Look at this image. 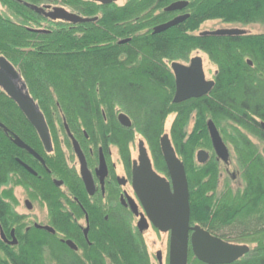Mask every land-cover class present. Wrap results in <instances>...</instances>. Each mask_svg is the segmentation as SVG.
<instances>
[{
	"label": "trees",
	"instance_id": "obj_1",
	"mask_svg": "<svg viewBox=\"0 0 264 264\" xmlns=\"http://www.w3.org/2000/svg\"><path fill=\"white\" fill-rule=\"evenodd\" d=\"M96 1L0 0V56L20 73L45 117L50 136L62 134L64 118L75 135L80 134V127L91 135L99 134L94 132L98 126L102 136L111 131L109 140L125 142L131 136L130 129L116 123L118 107L131 118L132 129L149 140L155 165L162 172L165 165L158 138L165 117L175 113L170 138L190 188H196L194 220L228 241L256 243L231 264H264V157L248 137L264 140L260 126L264 121V33H186L208 19L229 24H264V0H190V17L159 33H153L151 27L162 21L161 16L152 17L146 11L175 0H129L119 7ZM45 5L62 6L82 16L98 18L74 25L62 20L49 21L34 10ZM43 28L49 30L42 32ZM126 38L127 43L119 44V40ZM195 49L203 51L216 66L215 85L206 97L172 104L173 81L163 59H186ZM192 111L195 124L189 133ZM103 116L108 124L103 123ZM207 119H212L223 139L233 147L243 183L238 194L230 192L224 197L225 202L221 201L210 223L207 220L212 202L206 192L217 182L216 165L212 161L199 164L194 158L196 150L211 149ZM0 122L7 129L5 132L0 127V188L18 183L15 178L19 173L30 183H49L46 172L38 164L28 163L29 155L13 143L11 136L16 134L36 152L44 151L34 128L1 88ZM119 147L125 154L124 145ZM54 149L58 151L57 146ZM15 158L30 164L44 178L26 172ZM50 168L61 176L60 165ZM11 190L3 194L0 191V223L6 227L17 218L11 204L3 199L12 198ZM98 224L100 231L92 233L96 246L90 252L94 263L102 264L100 252H104L116 263L121 258L129 264H143L137 241L125 224H112L101 218ZM40 241L33 240V254L16 257V246H7L0 240V264H29L31 258L39 257ZM57 248L62 255L67 254L61 246ZM66 260L80 264L72 254H67Z\"/></svg>",
	"mask_w": 264,
	"mask_h": 264
},
{
	"label": "flooded vegetation",
	"instance_id": "obj_2",
	"mask_svg": "<svg viewBox=\"0 0 264 264\" xmlns=\"http://www.w3.org/2000/svg\"><path fill=\"white\" fill-rule=\"evenodd\" d=\"M128 1L125 0V3ZM96 2L98 3V0ZM115 2L116 1H112V3ZM169 4L162 8H155L154 6H151L146 11L152 17L157 15L161 16L162 21L156 25L168 22L175 17L182 15H188L184 21L190 17L188 4L181 10L173 12L164 11L165 7ZM93 17L96 19L98 18L97 16ZM96 19L94 21H96ZM48 20L53 21L50 19ZM184 21L178 23L177 25L182 24ZM204 21L200 22L196 29L194 28L192 31L187 30L186 33L208 36L200 35L201 32L208 31L206 29L196 31ZM66 24L74 25L76 23L67 22ZM154 26L151 27L152 30ZM43 29L46 31L49 30L48 28ZM128 41L129 38L121 39L119 40V44H124ZM197 50L201 51L199 49ZM201 52L204 53L203 51ZM195 57L201 58L203 69V58L198 54H188L186 59L171 61L163 59L164 64L169 69V73L173 81V93L171 95L172 104L206 97L211 93L215 85L214 76L216 71L211 78H207L203 69L204 80L213 81L211 89L199 97H191L181 102L173 101L175 96L176 80L175 73L172 69V63L178 62L184 66H190L191 60ZM123 58L124 57H122L121 61ZM119 110L120 108L116 107V123L125 129H130L131 136L125 142L124 139H120L119 143L114 140H109L111 137V131L110 133L102 136L98 126L94 129V132H99V134L96 133L91 135L89 131L87 132V130L77 126V128L80 127L78 129L80 134L75 135L71 132L68 124L63 118L62 134H58L53 138L50 136L52 146L50 151H45L42 143L41 145L44 151L41 154L36 152L31 147L40 156L42 161L23 149L29 155L27 162H34L38 164L46 172L45 176L50 180V182L30 183L23 174L19 173L15 178L18 180V183H9L8 185H2L0 188L2 194L5 190L12 188V198L5 197L3 199L5 202L11 204L17 217L16 221H13L8 227L3 226L0 223V240L7 246H14V248L16 246L14 249L16 257H19L23 253L30 252V254H33L36 249V246L33 245V240L40 239L42 241L39 242V249L37 250L39 252V257L31 258L29 264H74L66 260L67 254H72L80 262V264H97L92 261L90 252L92 250L91 248L96 246L92 233L94 231H100L98 221L99 218H101L105 222L110 220L112 224H116L118 221L125 224L129 234L135 239V241H137L143 264H170L172 230L170 228L162 230L155 226L149 218L148 212L158 216L159 220L162 222L166 219L172 218V213H170V210L172 211V209H170V206L164 207L162 205L159 208L158 205H155V202L159 201L157 199L159 192L152 189L154 187L152 184H148L144 192H138L133 184V170L140 164L138 160L140 142H142V146L146 150L152 169L159 176H162L169 181L168 172L166 170V166L165 171L161 172L157 169L151 143L144 135L140 134L136 128L132 129V120L128 114L124 113L130 119V125L126 127L121 123L118 118V114L120 113ZM172 114L174 119L175 113L172 112L169 113L163 121V132L158 138L159 147L160 137L163 134L168 135L172 144L170 138V128L169 133L164 131L165 121L167 117ZM103 117V123L108 124L106 117ZM208 120L209 119L206 120V124ZM190 124L191 126L188 130L189 133L192 131L195 124V111H192L190 115L189 125ZM135 134H138L139 137L135 138ZM255 138L259 140L258 144L253 142L256 146L260 145V143L264 141L258 137ZM53 139L55 141H53ZM72 139H75L83 155L86 169L91 181L89 184L85 183L81 174V161L74 151ZM221 139L228 150L227 161H223L217 157L213 151L211 142L210 151L202 148L198 149L204 150L208 153V158L203 164L212 161V165H216L214 169L217 174V182L213 186L210 185V189L206 192V197L211 199L212 202L209 208L211 214L207 220L208 223L212 221V216L221 201L225 202L224 197L226 198V196L230 195V192H232L233 195L238 194L243 185L239 177V168L237 167L236 162V167L234 169L230 170L229 168L232 160L230 158L228 143L222 136ZM121 145H124L125 154L121 153V149L119 147ZM55 146H57L58 151H55ZM198 150L194 153L196 161V153ZM261 154L263 155L262 152ZM176 155L180 159L177 152ZM15 160L29 174L38 176L41 180L44 178L43 175H38V171L27 162L19 158H15ZM20 162H22V164ZM54 164L61 166V176L52 172L50 166ZM24 165L32 169L34 173L28 171ZM169 191H173L171 184H169ZM188 192L189 222L187 229L186 264H207L198 260L193 253L192 236L195 233V227L199 226L211 235L219 238L221 237L216 233H212L206 227L194 220L196 216V188H190V185L188 184ZM146 203L150 205L148 206ZM145 204L148 208L145 207ZM61 217L64 218V221L62 222L60 221ZM1 231L4 237L1 236ZM221 239L233 244L246 245L242 242L238 243L228 241L223 238ZM12 241H14V243L10 244ZM58 246L65 249L67 254L62 255L57 248ZM100 256L103 260L102 264H129L120 257L119 263H116L104 252H100Z\"/></svg>",
	"mask_w": 264,
	"mask_h": 264
},
{
	"label": "water",
	"instance_id": "obj_3",
	"mask_svg": "<svg viewBox=\"0 0 264 264\" xmlns=\"http://www.w3.org/2000/svg\"><path fill=\"white\" fill-rule=\"evenodd\" d=\"M101 3H110L112 0H99ZM187 6V1L179 0L171 3L165 8L166 11L181 10ZM49 6L35 7L34 10L50 19H60L72 23L89 22L94 19L83 18L79 15L68 12L62 7H53L49 10ZM188 15L175 17L174 19L157 25L153 28V33L162 32L178 23L184 21ZM42 32L44 30H41ZM46 32V31H44ZM246 34L244 29L237 27L218 28L208 31H203L200 35L208 36H239ZM251 64V61H248ZM172 69L175 73L176 89L174 102H181L191 97H199L207 93L213 86V81H205L202 69V60L200 57H195L191 60L190 66H184L178 62L172 63ZM0 88L11 98L19 110L22 112L26 120L36 131L45 151H50L51 138L49 129L46 124L44 115L40 111L37 103L28 92L27 86L23 81L18 70L3 56H0ZM119 120L124 126L130 125V119L120 113ZM207 131L209 134L213 151L223 161L228 159V150L224 145L221 136L214 124L209 119L207 121ZM260 126L264 130V121L260 122ZM0 127L6 132V127L0 122ZM69 133V131H68ZM70 134V133H69ZM13 143L26 150L29 154L42 161L40 156L27 144H25L17 135L11 137ZM73 148L81 161V174L86 184H89L90 177L88 175L83 155L78 147L75 139H72ZM160 149L162 157L168 172L169 181L164 177L159 176L153 169L145 148L140 142L139 149V166L133 170V184L138 192H144L148 184H152L153 190L159 192L155 205L159 208L170 206L171 219L160 221L158 216L150 214L149 218L153 224L162 230L170 228L172 230L171 237V256L170 264H186V249H187V229L189 222V192L186 172L182 161L177 157L176 152L170 142L167 134L160 137ZM208 158V153L204 150H198L196 159L199 163H204ZM22 164V162H20ZM28 171L34 173L32 169L24 165ZM169 184L172 185L173 191H169ZM147 204V203H146ZM148 208L150 205H146ZM151 207V206H150ZM1 236L3 233L1 231ZM4 237V236H3ZM14 241L10 242L13 244ZM193 253L196 258L207 264H230L245 253L249 247L244 244H233L222 240L219 237L211 235L206 230L195 227V233L192 236Z\"/></svg>",
	"mask_w": 264,
	"mask_h": 264
},
{
	"label": "rangeland",
	"instance_id": "obj_4",
	"mask_svg": "<svg viewBox=\"0 0 264 264\" xmlns=\"http://www.w3.org/2000/svg\"><path fill=\"white\" fill-rule=\"evenodd\" d=\"M187 1H188L187 4H189L190 0H187ZM122 4H124V5L126 4L125 0H118L114 3V5H116L118 7L121 6ZM1 8H2V10H5L4 7H1ZM188 12H189V10H188ZM228 27H237L240 29H244L248 33H254V34L255 33H264V24H261V23L229 24V23H225V22L221 21L220 19H208L207 21H204L196 31L203 30V29L212 30V29L228 28ZM190 54H198V55L202 56V58H203V69H204L205 75L207 78H211L216 71V66L210 60H208L206 54L202 53L201 51H198L197 49L192 50ZM139 117L141 119L142 116H139ZM172 120H173V114L169 115L165 121L164 131L167 133H169V128H170V124H171ZM190 126H191V124L189 125L188 130L190 129ZM136 137H139V135L135 134V138ZM248 137L250 138L252 143L253 142L255 144L259 143V140L256 139L254 136L248 135ZM228 148L230 151V158L232 160L229 168H230V170H232L236 167L235 160H234L235 154H234V149L230 144H228ZM258 148L260 151H263V157H264V141H262L260 143V145H258ZM205 150L210 151V149H208V148H206ZM238 243H241V242H238ZM242 243H245L250 248H253L254 245L256 244V243L252 242L251 240L250 241L247 240L246 242H242Z\"/></svg>",
	"mask_w": 264,
	"mask_h": 264
},
{
	"label": "bare ground",
	"instance_id": "obj_5",
	"mask_svg": "<svg viewBox=\"0 0 264 264\" xmlns=\"http://www.w3.org/2000/svg\"><path fill=\"white\" fill-rule=\"evenodd\" d=\"M199 164H203V163H199Z\"/></svg>",
	"mask_w": 264,
	"mask_h": 264
}]
</instances>
